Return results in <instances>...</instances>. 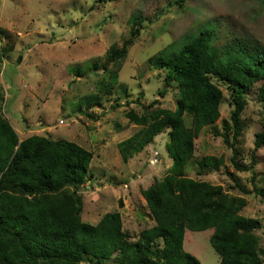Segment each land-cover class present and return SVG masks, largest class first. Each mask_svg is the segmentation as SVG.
<instances>
[{"label":"rangeland","instance_id":"1","mask_svg":"<svg viewBox=\"0 0 264 264\" xmlns=\"http://www.w3.org/2000/svg\"><path fill=\"white\" fill-rule=\"evenodd\" d=\"M131 14L139 18L140 33L122 65L107 64L108 69L103 71L107 51L119 48L129 36ZM203 29L212 31V55H230L235 60L245 56L242 59L249 61L258 48L264 47V0H0L1 116L8 119L19 141L39 135L75 141L89 149L93 156L85 183L76 191L82 201L78 218L96 226L104 214L118 211L122 229L132 235L125 246L130 251L114 252L98 263L97 258L102 256L82 247L87 261L59 264L150 263L142 257L150 256L149 247L138 241L140 231L154 224L142 190L169 173V129L161 131L142 150L134 151L127 161L122 160L117 143L142 127L128 120V112L148 122L156 108L176 107V85H164L165 71L153 68L149 57L170 46L176 50ZM115 72L117 82L109 87L110 75ZM209 78L223 94L220 116L194 138V154L184 175L219 185L229 196L240 198L242 205L236 203L233 210L256 222L250 235L259 264H264V195L253 189L255 185L264 191V142L254 149L257 134H264L260 82L245 95L243 129L230 148L223 141L226 136L231 142L233 130L230 85L216 75ZM89 94H96L99 102L82 107L79 99ZM151 102L153 106L145 109ZM184 118L190 127L191 116ZM232 151L235 162L246 170L234 168ZM206 155L219 157L221 164H204L202 157ZM67 192L71 194L70 189L65 190L58 201L67 199ZM54 196L14 194L12 198L17 209L35 210L55 201ZM4 218L15 221L12 216ZM22 219L26 218L21 217L15 228L18 235L0 242V262L24 245ZM212 232V228L185 230L183 248L201 264H218L220 260L209 242Z\"/></svg>","mask_w":264,"mask_h":264},{"label":"trees","instance_id":"2","mask_svg":"<svg viewBox=\"0 0 264 264\" xmlns=\"http://www.w3.org/2000/svg\"><path fill=\"white\" fill-rule=\"evenodd\" d=\"M138 21L137 15H130L129 36L119 48L107 51L106 63L101 66L103 71L108 69L107 64L122 65L140 33ZM211 37L212 31L203 29L176 50L170 46L149 57L153 68L165 71L164 85H176V107L174 110L156 108L148 122L143 116L128 112V120L142 127L117 143L122 160L127 161L134 151L142 150L161 131L169 129L167 151L172 159L169 173L142 190L154 224L140 231L138 241L141 246L149 247L150 256L142 257L151 264H159L162 257L161 264H201L197 257L183 248L185 230L208 228L213 229L209 242L220 257L218 264H259L260 261L250 235L256 222L237 215L233 210L236 203L242 205L240 198L229 196L219 185L184 175V168L194 154V138L204 126L220 116L223 94L210 80V74L230 85L233 104L230 113L233 125L231 142L223 136L228 147H232L243 129L241 115L245 109V95L257 81L260 82L259 97L264 104V47L258 48L249 61L242 59L245 56L236 60L230 55L216 57L209 50ZM2 65L0 54V69ZM116 82V72L111 73L107 85L110 87ZM162 94L159 93L160 96ZM2 101L0 88V107ZM79 101L82 107H92L99 102L96 94L85 95ZM153 104L151 102L145 109ZM185 115L191 116L190 127L186 125ZM263 138L264 134H257L254 149L264 142ZM92 156L89 149L63 138L34 135L19 141L8 119L0 114V242L3 238H15L18 235L15 228L19 227L21 217L26 218L22 219L25 223L21 234L24 245L12 256L6 254L0 264L83 262L87 257L81 251L82 247H90L101 255L102 259L97 258L99 263L114 252L130 251L129 246H125L132 235L122 229L118 211L104 214L96 226L83 223L78 218L82 201L76 191L85 183ZM230 160L237 170H246L235 162L234 151ZM202 161L211 166L221 164L220 158L212 155L203 156ZM67 189L73 196L67 192V199L58 201L57 198ZM253 189L264 195L261 188L254 185ZM14 194L33 197L55 195V201L35 210L21 206L17 209L15 205L18 204L12 198ZM4 216H12L15 221H7Z\"/></svg>","mask_w":264,"mask_h":264},{"label":"water","instance_id":"3","mask_svg":"<svg viewBox=\"0 0 264 264\" xmlns=\"http://www.w3.org/2000/svg\"><path fill=\"white\" fill-rule=\"evenodd\" d=\"M20 60H21V58L19 57V58L17 59V63H19V62H20Z\"/></svg>","mask_w":264,"mask_h":264},{"label":"built area","instance_id":"4","mask_svg":"<svg viewBox=\"0 0 264 264\" xmlns=\"http://www.w3.org/2000/svg\"><path fill=\"white\" fill-rule=\"evenodd\" d=\"M2 68H3V65H2V67H1V69H0V75H1V73H2Z\"/></svg>","mask_w":264,"mask_h":264}]
</instances>
